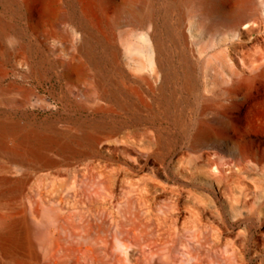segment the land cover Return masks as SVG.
Here are the masks:
<instances>
[{
	"label": "rangeland",
	"instance_id": "1",
	"mask_svg": "<svg viewBox=\"0 0 264 264\" xmlns=\"http://www.w3.org/2000/svg\"><path fill=\"white\" fill-rule=\"evenodd\" d=\"M149 9L155 20L143 27L130 22V13ZM156 27L167 44L174 72L170 92L179 106L157 101L162 77L151 36ZM170 28L182 31L184 39L174 40ZM182 53L192 64V90L177 74ZM66 62L73 65L68 71ZM0 122L9 126V146L25 132L55 140L43 160L32 156L21 163L0 152V165L10 167L0 177L24 179L17 187L0 186V227L14 222L22 228L26 217L41 236L39 264H170L187 247L206 264H219L225 250L237 252L233 246L240 247L238 233L246 226L255 239L245 256L259 264L264 0H0ZM200 126L213 135L212 147L195 150L191 144ZM89 135L94 143L75 138ZM60 141L68 146H58ZM239 154L246 167L242 181H230L228 199L209 184L210 169L228 168ZM92 166L105 169L102 187H110L113 196L103 188L101 197L88 196ZM196 167L203 171L190 173ZM185 180L202 209L201 244L186 229L191 223L182 199L168 242L144 252L139 239L140 247L134 243L126 260L115 236L127 228V217L137 212L149 232L167 209L169 188H181ZM253 206L255 219L237 223ZM94 237L102 241L96 244ZM51 243L57 251L49 262L45 247ZM86 247L93 251L86 255Z\"/></svg>",
	"mask_w": 264,
	"mask_h": 264
},
{
	"label": "bare ground",
	"instance_id": "2",
	"mask_svg": "<svg viewBox=\"0 0 264 264\" xmlns=\"http://www.w3.org/2000/svg\"><path fill=\"white\" fill-rule=\"evenodd\" d=\"M125 1H130V0H125ZM128 17L131 23H133L134 25L138 27H143L147 22L155 20V13L152 9H149L145 12L130 13ZM82 25L85 27L84 22H82ZM169 31H170L171 37H173L174 40L184 39V33L182 31L179 30L176 33L171 28ZM151 36H152V40H153L154 47H155L156 64L158 66V69H156V72L159 71L158 74H160L162 77V78L160 77L161 82L156 88V90L158 91L157 101L163 106L171 102L173 104H177L176 101H174L175 100L174 98L176 95L175 91L173 90L172 93L170 92V83H171V79H172L174 72H172L171 62L165 54V46L167 44L166 45L164 44V41L162 40L157 27L151 32ZM88 45H89L88 39L84 38L82 42V47L86 48ZM181 60H182L181 62L182 70L178 71L177 74L179 73V75L182 77L184 87L188 90H192L195 87V80H196L193 75L192 64L188 61L186 55L183 53L181 54ZM64 66H65L66 71L70 70L73 67L72 64L69 65L67 62L64 63ZM8 129H9V126L0 122V152L8 154L10 156L8 158H10L12 161L14 160V161L23 163V162L29 161L30 160L29 158L32 156H35L38 158L41 157L43 160L46 158L45 148L55 143V140H53L52 138L49 139V137H47L44 134L43 135L37 134L36 136L33 137L30 134L25 132L22 135V137L19 138L20 140L16 141L18 142L17 144H15L14 146H9L5 141L6 139L5 136H6V133L8 132ZM11 129H14V128H12L11 126ZM196 131L197 133L195 134L194 139L192 138L193 141H192L191 147L195 150H202L205 147H212V145H209V142L211 141V136H213L211 135V132L210 133L207 132L206 129L201 126ZM19 133L21 135V132ZM75 138H77L78 140L87 139L89 140L90 143L95 142V139L92 135L84 136V137L76 136ZM51 139L52 141H50ZM57 143H58V146H61V145L68 146V143L66 141H62V142L60 141ZM239 155L240 157L238 161L233 160V159H231V161L228 160L230 162L228 163L229 165L228 168H225L223 165H218L214 168L211 167L210 169V172H211L210 174L213 176L212 178L213 180L209 181V184L211 186L216 184L217 189L221 192V194L224 197L228 199L230 198L228 195V186H230V183H231L230 181L231 180L240 181L241 180L240 173L242 169L246 167L243 165V163L246 162L245 155L244 154H239ZM234 163H237V164H234ZM97 168H98L97 166H92L90 168V173H92L93 176L91 180L89 181L91 182L90 184L91 188L87 190L88 196L89 197H101V193L99 191L101 188H103V190H105V192L108 195L113 196V190L110 187L108 186L102 187V185L105 184L104 183L105 181L103 178H101V176L103 174V171H105V169H101L102 167L101 168L99 167L98 169ZM201 171H203L201 167H196L194 170L190 169V173H193V174L195 172H201ZM7 172H10V167L4 164L0 165V173H7ZM185 181H184L185 185L181 188H178V187L169 188V193L167 194L168 201L166 204L167 209L163 210V214L160 218V221H158L149 232L145 230L144 220L141 218V216L137 212L134 214H131L132 216L134 215L133 218L127 217V221L129 220L127 222L128 224L126 225L127 228H124L123 231H121L119 235L115 236V240L118 245V250L119 251L121 250L122 252L121 254L122 256H124L126 260L129 259L128 258L129 255L134 250L133 248L134 243L137 244L138 248L140 247L139 239L143 240L142 248L144 252L146 249H147V252H152L156 248H159V245L161 243H164L165 241L168 242L167 239L169 237L167 233L170 234L171 236L172 234L171 230L176 229L178 225V220L180 217L179 213H180V210H182V207H180V201L182 199H184V203H185L184 212H187L188 214L187 221L191 223L190 227L186 226V229L192 232L193 234L192 239H193L194 244L195 243L198 245L201 244V241H200L201 239L199 237L198 231H199L200 226H202L203 224V221H202L203 219H202V214H201L202 209H201V206L196 202V200L191 197L192 190L186 187L188 186L189 183ZM21 183H24L23 178L9 179L6 176L0 177V186L17 187ZM155 184H157V182L153 180V186H155ZM11 191L13 192V189L10 191H3L1 192V195L4 196L10 193ZM256 191L257 190H255V193ZM256 197H257V194H256ZM257 199L254 201L258 202ZM211 203H212L211 204L212 207H215V205H217V202H214L213 200L211 201ZM230 203L231 202L228 201L229 205ZM255 213H257V210L253 206V210H251V212H248L246 215H241L240 217L236 218V222L238 223V222L243 221V223H246L249 220H254L255 215H256ZM26 219L27 218L24 217V220H23L24 226H22V228H19L14 222H8V224L5 227H0V264H39L41 260V255H40L39 244L37 242V239H40L41 236H39L40 234H37L33 229H31L28 226ZM259 221H260L261 229L258 230L259 238L257 239L256 243L258 245H261L263 248L261 249L259 264H264V231L262 230V228H264V216H260ZM88 226L89 227H88L87 233L89 236H91L90 231H92V229L94 228L93 227L94 224L89 223ZM239 228L242 229V227H239ZM239 228H238V231H240ZM219 229L222 230L223 228L219 227ZM249 232L250 231L246 226L244 227L243 231H240L238 233V235L241 237L240 239L241 245L239 243L240 247L238 248L236 245L233 246L234 251H237V252L235 253L232 251V254L230 255V249L225 250L221 257V261L219 262V264H251L252 263V261H250V259H247L245 256V247L247 246V243L255 239L254 236L249 234ZM121 234L123 235L121 236ZM101 241H102L101 237H94V242L96 244H99V242ZM237 244H238V241H237ZM56 251H57V248L55 245H53L52 243L47 245L45 247L46 260L51 262L55 257ZM82 251L87 255L88 252L93 251V248L86 247ZM170 264H206V263H205V260L201 257V255L198 252L187 247L179 251V257L172 259L170 261Z\"/></svg>",
	"mask_w": 264,
	"mask_h": 264
}]
</instances>
